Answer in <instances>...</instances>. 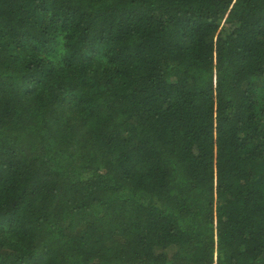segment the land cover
<instances>
[{
    "label": "trees",
    "instance_id": "obj_1",
    "mask_svg": "<svg viewBox=\"0 0 264 264\" xmlns=\"http://www.w3.org/2000/svg\"><path fill=\"white\" fill-rule=\"evenodd\" d=\"M0 264H264V0H0Z\"/></svg>",
    "mask_w": 264,
    "mask_h": 264
}]
</instances>
